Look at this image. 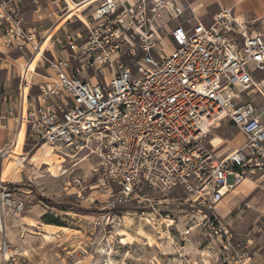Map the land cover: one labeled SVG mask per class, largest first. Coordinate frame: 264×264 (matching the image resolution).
<instances>
[{"label": "built area", "instance_id": "obj_1", "mask_svg": "<svg viewBox=\"0 0 264 264\" xmlns=\"http://www.w3.org/2000/svg\"><path fill=\"white\" fill-rule=\"evenodd\" d=\"M67 6L68 0H0V66L13 54L25 59L17 109L8 99L0 105V118L17 121L13 138L0 149L1 162L8 160L22 122V147L33 140L67 157L86 149L99 157L94 171H103L99 184L110 211L131 203L142 182L165 193L181 188L191 206L210 212L201 225L224 263L249 264V242L216 206L264 171V109L251 98L264 95V32H250L247 20L222 8L209 24L196 18L191 27L174 26L168 38L175 43L169 45L163 30L183 13L176 0H89L44 44ZM47 19L55 20L43 31ZM75 20L78 32L57 34ZM42 61L49 75L33 93ZM226 119L245 144L219 156L204 139ZM26 159L22 154L19 166ZM10 184L0 178V233L7 216L25 211ZM2 247L9 250L7 240Z\"/></svg>", "mask_w": 264, "mask_h": 264}, {"label": "rangeland", "instance_id": "obj_2", "mask_svg": "<svg viewBox=\"0 0 264 264\" xmlns=\"http://www.w3.org/2000/svg\"><path fill=\"white\" fill-rule=\"evenodd\" d=\"M83 1L72 0V6L58 21H45L43 31L52 23L53 27L58 22L57 26L63 24L72 10L86 5L80 6ZM183 1L187 4L197 0ZM208 9L210 13L217 10L215 6ZM28 17L35 21L30 8ZM248 22L250 32H264L259 22ZM64 26L57 32L60 37L65 31L78 32L79 21ZM47 69L45 61L39 63L38 74L33 77V93L37 92V83L44 81L43 75H49ZM259 79L264 81V75L259 74ZM14 94L15 91L11 92L6 99L13 98ZM251 98L264 109L263 94H254ZM18 99L19 85L13 98L16 109ZM23 110L22 105L21 114ZM9 119H13L14 126H17L14 118L6 120ZM217 137L221 139L217 140ZM236 137L241 138V142L234 145L231 139ZM18 138L19 129L15 144ZM211 140L219 147L215 148ZM20 141L14 145V153H10L12 155L6 162L0 160V172L12 170L5 182H10L11 190L25 201V211L20 217L7 216L9 232L6 229L0 233V264H225L219 246L207 236L201 225L204 216H209L210 212L197 204L191 206L181 188L165 193L142 182L131 203L110 211L108 195L99 184L103 171H94L100 165L97 155L86 149L67 157L55 149L47 156L45 151L51 149L50 145L44 148L43 144L26 140L22 147ZM206 143L209 148L226 155L235 147L243 146L245 137L233 123L224 120L208 136ZM24 153L27 159L16 169L13 157H21ZM55 153L60 157L57 158ZM53 157L60 161L65 159L59 163L62 169L55 166L50 171L51 166L42 164L45 158ZM52 173L58 177H53ZM75 177H79V183ZM216 212L221 214L223 210L217 208ZM48 230L54 231L49 239L44 237ZM4 240H7L9 250L2 247Z\"/></svg>", "mask_w": 264, "mask_h": 264}, {"label": "crops", "instance_id": "obj_3", "mask_svg": "<svg viewBox=\"0 0 264 264\" xmlns=\"http://www.w3.org/2000/svg\"><path fill=\"white\" fill-rule=\"evenodd\" d=\"M176 1L182 8L183 13L163 30L169 45L175 43L171 38H168V33L174 26L181 24L186 27H191L196 23V18L200 19L204 24H209L222 8H231L243 20L253 23L259 22L261 25L260 28L264 30V0H197L195 3L187 4L183 0ZM213 6L217 10L210 13V9L208 8ZM11 56L12 58L8 60V63L0 66V105L6 101V98L10 96L11 92L15 91L13 98L15 97L17 87L20 83V67L25 64V59L19 54H13ZM43 76L45 80L46 75ZM15 78L18 80L15 81ZM13 85H16V87ZM9 98L13 103L12 96ZM223 122L214 127L211 133L214 129L220 127ZM14 128L13 119L6 120L0 118V149L5 147L7 142L13 138ZM206 139H204V143L208 146ZM231 141L234 145H237L241 142V138L236 137L233 140L231 139ZM211 144L215 148L219 147L213 143V140H211ZM213 151L219 156H223L219 151ZM246 203L248 207H246L243 214L232 215L237 207L243 206ZM217 208L223 210L221 214L217 213L221 217L229 220L236 234H239L244 240L249 242L251 246V259L249 260V264H264V229L260 231V227L264 222V171L257 170V174L253 179L250 178L243 181L232 192L226 194L223 200L216 206Z\"/></svg>", "mask_w": 264, "mask_h": 264}, {"label": "bare ground", "instance_id": "obj_4", "mask_svg": "<svg viewBox=\"0 0 264 264\" xmlns=\"http://www.w3.org/2000/svg\"><path fill=\"white\" fill-rule=\"evenodd\" d=\"M88 2H89V0H85V1H83L81 4H80V6H82L83 4H88ZM72 0H68V6H67V9L70 7V6H72ZM73 14H80V9L79 8H75V10H72L71 12H70V16L71 15H73ZM58 24H59V22H58ZM57 24V25H58ZM54 26L52 29H50V30H48L47 31V36H46V41H45V43L44 44H47L48 42H49V40H50V38H51V35H52V33H53V31L54 30H56L59 26ZM38 60H39V55L33 60V62L31 63V65H30V70H32L33 69V67H34V65L38 62ZM29 76L31 75V74H28ZM24 97H25V95H22V99L24 100ZM22 116H23V114H22ZM22 132H23V128H22V122H21V126H20V128H19V138H18V142L15 144V146H17L18 145V143H19V141H20V139H21V135H22ZM215 140H216V138H214ZM213 139V140H214ZM218 139H221V138H219V137H217V140ZM214 142V141H213ZM45 147H47L46 145L44 146V148ZM51 149H48V150H46L45 151V153H46V155L47 156H50L51 155V153H54V150H55V148H53L52 146L50 147ZM9 151V153H11V152H13L14 153V148H12L11 150H8ZM11 155L12 154H10L9 155V158L11 157ZM55 155H56V157L58 158V157H60L57 153H55ZM21 159V157H17V155L15 156V157H13V162H14V165L16 166V169H18V166H19V160ZM65 161V159H63V160H58V159H56L55 157H53V158H51V159H48V158H45L44 159V162L42 163V164H44V165H48V166H51L49 169H50V171L52 170V168H54L55 166H57L58 167V169H62V166H60L59 165V163L60 162H64ZM56 164V165H55ZM67 170H65L64 172L62 171V173H65ZM10 173H12V170H9V169H6V170H2V172H1V179L2 180H4L5 179V177H7ZM53 177H58V175H56L55 173H52L51 174ZM247 180V179H246ZM9 227V226H8ZM6 229H7V226H6ZM6 229L4 230V232H6ZM8 231L7 232H9V230L10 229H7ZM53 235H54V231H52V230H48V231H46L45 233H44V237H46L47 239H49V238H51V237H53Z\"/></svg>", "mask_w": 264, "mask_h": 264}, {"label": "trees", "instance_id": "obj_5", "mask_svg": "<svg viewBox=\"0 0 264 264\" xmlns=\"http://www.w3.org/2000/svg\"><path fill=\"white\" fill-rule=\"evenodd\" d=\"M46 201V200H45Z\"/></svg>", "mask_w": 264, "mask_h": 264}]
</instances>
